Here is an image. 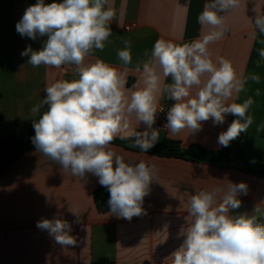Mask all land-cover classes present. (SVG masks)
<instances>
[{
  "label": "clouds",
  "instance_id": "1",
  "mask_svg": "<svg viewBox=\"0 0 264 264\" xmlns=\"http://www.w3.org/2000/svg\"><path fill=\"white\" fill-rule=\"evenodd\" d=\"M240 4L241 0H207L197 17L206 31L190 42L158 39L151 52L144 53L149 59L136 64L139 79L131 88L126 87L127 66L132 64L129 40H123L124 47L117 50L123 70L101 59L86 63L94 50H104L112 35L110 25L117 15L112 0H37L28 6L16 31L33 41L46 39L39 50L28 45L21 56L28 57L27 63L34 68L74 66L78 75L48 84L44 98L30 109L36 152L81 180L88 174L97 177L107 189L110 215L128 221L146 215L144 199L157 181L158 169L144 160H126L113 150L112 142L130 140L144 153L153 148L159 142V129L153 125L157 113L164 110L159 101L165 97L174 101L165 125L170 136L184 130L198 133L209 119L213 125H222L227 114L236 119L218 135L219 145L228 147L248 131L253 124L248 114L253 98L230 101L239 97L248 80L259 83L261 78L237 73L229 60L213 59L209 48L228 35L226 14ZM252 11L254 31L264 34V14ZM258 54L264 61V47ZM169 77L171 83H166ZM141 124L142 131L138 130ZM247 193L246 183L229 182L226 189L215 187L191 195L187 227L178 233L183 242L166 260L171 264H264V222L258 221L264 212L255 207L253 214H233L241 207L238 197ZM68 211L74 216L71 223L58 216L36 223L61 247L78 245L71 233L73 224L82 223L81 214L71 206Z\"/></svg>",
  "mask_w": 264,
  "mask_h": 264
},
{
  "label": "crops",
  "instance_id": "2",
  "mask_svg": "<svg viewBox=\"0 0 264 264\" xmlns=\"http://www.w3.org/2000/svg\"><path fill=\"white\" fill-rule=\"evenodd\" d=\"M36 2L0 0V144L5 138L27 135L29 126L33 125L30 109L44 98L48 84L58 79L78 78L74 66L34 68L27 63L28 57L21 56L28 45L39 50L46 39L33 41L16 31L25 9ZM206 2L112 0L117 10L110 25L112 35L104 50H94L86 63L101 59L123 70L117 50L124 47L123 40H129L132 64L127 66L126 87L131 88L139 79L136 64L149 59L144 53H150L158 39L190 42L206 31L197 22ZM253 8L256 13L264 14V0H241L239 8L226 14L228 35L209 46L213 59L219 56L229 60L237 73L245 77L253 73L260 76L259 83L248 80L245 90L230 101L242 103L252 97L254 103L248 114L253 117V124L228 147L218 144V135L236 119L232 114L226 115L222 125H213L211 119L202 122V130L195 134L184 130L173 137L168 131L159 132V142L167 137L184 147L199 144L212 151L227 148L231 159L240 150L251 169H264V61L258 54V49L264 47L261 43L264 34L254 31ZM165 82L171 83V77ZM173 103L165 97L160 99L159 107L167 113ZM144 127L141 124L138 130ZM112 148L126 160H144L156 165L157 181L152 183L143 204L147 214L128 221L117 219L110 212L100 213L93 197L98 178L91 174L84 180L72 176L70 171L37 153L33 145L0 175V264H91L99 258H108L115 264H171L166 258L183 242L178 233L182 226L187 227L190 196L215 187L226 189L229 182L248 185L247 195L238 197L241 207L233 214H253L255 207L264 212V178L247 171L241 160L197 163L158 157L115 144ZM69 206L81 214L82 223L73 224L71 233L78 239V245L61 247L46 231L38 229L36 223L54 216L71 223L74 216L68 211Z\"/></svg>",
  "mask_w": 264,
  "mask_h": 264
},
{
  "label": "trees",
  "instance_id": "3",
  "mask_svg": "<svg viewBox=\"0 0 264 264\" xmlns=\"http://www.w3.org/2000/svg\"><path fill=\"white\" fill-rule=\"evenodd\" d=\"M46 110L42 109L41 113ZM35 131L33 125L29 126L26 136L14 135L9 138H5L0 144V175H2L7 169L16 162L24 153L27 152L32 146V137H34ZM112 144L122 146L126 149L142 152L140 148L133 147L130 140L115 139ZM148 154H152L158 157L164 158H176L190 160L197 163H229L237 160H241L247 171L252 172L262 178H264V169L253 170L249 167L247 162L244 160L243 153L238 150L235 157L231 159L230 149L222 150H207L199 144H191L188 147H184L179 141L164 137L162 141L158 142L153 148H151ZM94 202L97 210L100 213H108L109 208L107 204L108 192L107 189L102 187L100 184L94 191ZM259 222H264V218H258ZM91 264H115L114 261L108 258H99L93 261Z\"/></svg>",
  "mask_w": 264,
  "mask_h": 264
},
{
  "label": "built area",
  "instance_id": "4",
  "mask_svg": "<svg viewBox=\"0 0 264 264\" xmlns=\"http://www.w3.org/2000/svg\"><path fill=\"white\" fill-rule=\"evenodd\" d=\"M127 29H129V28H127ZM166 117H167V113L165 110L158 112L157 116H156V122L153 125V128L159 129V132L167 131L165 129V125L167 123Z\"/></svg>",
  "mask_w": 264,
  "mask_h": 264
}]
</instances>
